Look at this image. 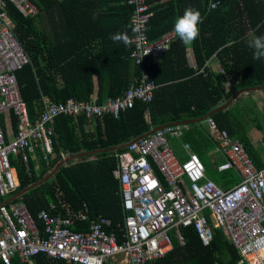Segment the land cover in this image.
Segmentation results:
<instances>
[{"label": "trees", "instance_id": "16d2710c", "mask_svg": "<svg viewBox=\"0 0 264 264\" xmlns=\"http://www.w3.org/2000/svg\"><path fill=\"white\" fill-rule=\"evenodd\" d=\"M129 1L35 0L40 8L35 18H27L15 7L10 8L19 41L32 58V64L19 71L18 76L33 120L43 113L44 99L65 102L69 98L93 100L96 97L98 104H104L110 97L123 96L143 73L159 85L150 102H137L117 119L113 115L96 120L80 115L76 122L71 116H58L54 125V149L58 158L47 166L40 150V159L32 158L30 169L15 160L21 187L12 196L45 180L63 161L61 152L73 157L115 149L153 129L201 119L227 104L239 90L264 87V59L254 60L253 49L249 47V41L255 36H264V0H151L153 17L148 27L151 41L173 31L176 18L186 8L192 7L201 13L199 36L192 43L196 68L188 62V46L177 36L158 62L150 57L144 67L136 66L130 59L132 45L125 47L110 39L117 32H127L132 38L131 20L135 9ZM214 3L219 4L216 9ZM214 57L225 73L209 68L208 63ZM213 116L221 129H227L240 141L256 167L264 168L261 156L248 138L249 122L243 116L237 117L231 107ZM17 125L14 115L4 123L10 140ZM191 126L189 134L193 136L198 126L196 123ZM189 134L184 136L185 140ZM198 135L199 141L191 143L200 157L212 138L204 126ZM125 150L84 157L62 166L47 183L15 202H25L36 217L43 209H49L54 215L78 214L86 203L93 219L105 216L113 221L112 231L122 242L129 214L124 208L121 184L113 171L117 167L116 155ZM233 171L225 173V178L234 176ZM225 181L218 179L215 183L227 188L237 183ZM6 200L0 197V205ZM88 225L81 222L77 229ZM182 233L185 246L180 247L173 237L174 249L153 264H240L242 260L221 229H215L209 247L202 245L193 228L183 229ZM33 260L34 264H66L46 255ZM13 264L29 263L16 258Z\"/></svg>", "mask_w": 264, "mask_h": 264}, {"label": "built area", "instance_id": "2783aa9c", "mask_svg": "<svg viewBox=\"0 0 264 264\" xmlns=\"http://www.w3.org/2000/svg\"><path fill=\"white\" fill-rule=\"evenodd\" d=\"M129 4L135 9L131 24L142 25L141 32L134 33L130 58L144 66L147 58L160 59L176 35L168 33L151 42L147 34L153 17L151 0H130ZM218 6L213 4L215 9ZM11 7L26 17L39 13L33 0H0V197L5 199L21 187L15 160L30 169L31 159H40V150L47 166L58 158L54 149L58 116L68 115L76 122L80 115L117 119L137 102H150L158 88L143 73L123 96L104 104L76 98L65 102L44 99L43 113L33 120L18 76L32 64V58L19 41ZM11 115L18 124L12 140L4 126ZM206 126L225 157L219 171L235 170L239 183L226 188L210 180L204 162L189 153L187 143L188 159L178 160L170 139L182 138L185 126L166 125L132 141L116 156L113 176L121 184L129 214L122 242L112 231L113 221L105 216L93 219L86 203L78 214L54 215L43 209L36 217L25 202L12 200L0 205V264H13L16 258L34 264L40 255L66 264H153L173 250V237L180 247L185 246L182 230L188 228L196 231L204 247L211 245L215 229H221L240 252V264H264V168L256 167L244 146L221 129L215 117L209 116ZM60 157L66 160L68 155L61 152ZM214 219L218 227L213 226ZM81 222L90 225L77 229Z\"/></svg>", "mask_w": 264, "mask_h": 264}, {"label": "crops", "instance_id": "0c3cea01", "mask_svg": "<svg viewBox=\"0 0 264 264\" xmlns=\"http://www.w3.org/2000/svg\"><path fill=\"white\" fill-rule=\"evenodd\" d=\"M33 2L39 8V6L36 4L35 0H33ZM39 14H40V8H39L38 15ZM37 16H35V17H37ZM35 17H31V18H35ZM188 62H189V64H190L191 67H194V68L197 67V62H196V59H195V55H194V51H193L192 45L188 46ZM208 66H209V68H211L213 71H215L217 73L222 72V66H221V64H220V62H219V60H218L217 57H214V59H212L209 62ZM95 75H97V73ZM136 80L137 79H135L134 82H137ZM134 82H132V83H134ZM95 99H96V97L93 98V100H95ZM108 99L106 101H108ZM230 107L233 108V110L237 114V117L238 116H243L245 120H247V119L250 120V121H248L249 122V125H250L249 132H248V138L250 139L252 145L254 146V148L257 150V152L261 156L262 161H263V164H264V129L262 130V128H264V126H263V124H264V115H263V113H264L263 112V110H264V90L245 91V92L241 93L239 96H237V99H235L232 102V105ZM249 111H252L251 114H250L251 116L250 117H247V115L245 113L246 112H249ZM259 114H260V119H258ZM201 119H203V117H201ZM201 119H196V120H194V122H192V121L185 122L186 124H188V128L186 129V132H185L184 136L186 134L187 135L189 134L190 127H192L191 126L192 124H195L196 123L197 126H198L197 127V130L193 133V136L189 134L188 140H185L184 139V136H182V138H180V139L175 138V139H173L171 141V145H172V147L174 149L175 155L178 158V160L185 161L186 159H188L189 153H195V154L199 155L197 152H195L191 141L198 142L199 141V138H198L199 137V135H198L199 129H203V126L205 128V124L206 123L204 121H202L201 123H197L196 122V121H199ZM251 121H253V122H251ZM225 130H227V129H225ZM143 137H144V135L142 136V138ZM186 143L190 145V152L189 153H186L184 151V147H185V144ZM212 145H217V146H212ZM210 146H211V149L218 148L220 150L219 143H218V141H217L216 138H212V142H210L209 144H207L205 147H210ZM221 160H222V163H223L225 161V157H223ZM216 162H218V161H216ZM216 162L214 161V163H216ZM116 163H117V159H116ZM220 165H217L216 166L218 171H219L218 166H220ZM219 172H221V171H219ZM221 173L222 174L223 173L225 174V173H228V171L227 172H221ZM233 173H234V176H231L229 178L226 177L225 179L235 180V177H237V176L240 178V174L238 172L233 171ZM207 176H208V178L210 180H212L209 177V175H207ZM225 179L224 180H221V181L226 182ZM212 181L213 182H216L214 180H212ZM237 183H239V182H237ZM220 185H223V184H220ZM223 186L226 187L225 185H223ZM13 197H16V196H13ZM10 198L11 197H9V199ZM7 200H6V202H7ZM13 201H15V200H13ZM174 240L176 241L175 237H174Z\"/></svg>", "mask_w": 264, "mask_h": 264}, {"label": "clouds", "instance_id": "9594fccd", "mask_svg": "<svg viewBox=\"0 0 264 264\" xmlns=\"http://www.w3.org/2000/svg\"><path fill=\"white\" fill-rule=\"evenodd\" d=\"M202 23V17H201V13L192 8V7H188L184 10L183 14L178 16L174 22V27H173V31H168V33H175V35L183 42V44L185 46H190L192 45V43L198 38L199 36V32H200V28L199 25ZM148 27H149V23H148ZM142 30V25L139 23H134L131 25V31L133 32L132 38L128 35L127 32H117L114 34L110 35V39L113 42H119V43H123L125 45V47H131V45L133 44V36L134 33H139ZM168 33L164 34L167 35ZM148 34V31H147ZM162 35V36H164ZM149 37V34H148ZM159 39V38H158ZM150 40V37H149ZM176 40V38H175ZM174 40V41H175ZM151 41V40H150ZM153 42V41H151ZM170 47V45H169ZM249 47L251 49H253V59L254 60H262L264 59V36H255L253 39H251L249 41ZM169 50V49H168ZM131 54V53H130ZM163 57V56H162ZM161 57V58H162ZM160 58V59H161ZM131 59V58H130ZM160 59H153L154 61L158 62V60ZM132 60V59H131ZM133 61V60H132ZM134 62V61H133ZM135 63V62H134ZM209 64V63H208ZM136 65V64H135ZM136 66H141V65H136ZM145 66V65H144ZM141 66V67H144ZM223 67H222V72H223ZM225 71V70H224ZM151 77V76H150ZM152 79V78H151ZM138 80V78H137ZM136 80V81H137ZM154 81V80H153ZM159 87V85H158ZM157 90V89H156ZM232 105V104H231ZM230 105V106H231ZM229 106V107H230ZM209 115V114H208ZM207 116V115H206ZM213 116V115H210ZM209 116L206 117V119L204 120V122L206 123L207 119ZM214 117V116H213ZM173 124H182L185 126L184 129V134L186 132V129L188 128V124L184 123H173ZM171 125V124H170ZM220 127V126H219ZM163 128V127H161ZM161 128H158L161 129ZM205 128L207 129V126L205 124ZM221 128V127H220ZM208 131V130H207ZM209 133V132H208ZM210 135V134H209ZM184 136V135H183ZM175 139V138H174ZM180 139V138H179ZM173 139H170V143ZM131 143V142H130ZM129 143V144H130ZM173 148V147H172ZM175 153V152H174ZM195 154V153H193ZM197 155V154H195ZM198 156V155H197Z\"/></svg>", "mask_w": 264, "mask_h": 264}, {"label": "water", "instance_id": "95a60500", "mask_svg": "<svg viewBox=\"0 0 264 264\" xmlns=\"http://www.w3.org/2000/svg\"><path fill=\"white\" fill-rule=\"evenodd\" d=\"M255 90H264V87H260V88H257V89H250V90H246V91H255ZM245 92V90H239L236 95L227 103L225 104L224 106H222L219 110H216L215 112L213 113H210L209 115L207 116H210V115H214L216 112L220 111L221 109H225L227 107H229L232 102L237 99V96H239L241 93ZM207 116H204L203 119L199 120V121H196L197 123H201L202 121H204L206 119ZM194 122V121H192ZM158 129H153L151 130L148 134L144 135V137H147L149 135H151L152 133H154L155 131H157ZM129 144L127 145H124V146H119L115 149H110V150H101V151H96V152H91V153H82V154H79V155H76V156H73V157H68L66 160H63L59 165L56 166V168L54 169V171L45 179L43 180L42 182L36 184V185H33L31 187H29L28 189H26L25 191H23L22 193H20L19 195H17L16 197H13L11 199H8L7 202H11L12 200H18L20 198H23L26 194H28L29 192H31L32 190L42 186L43 184L47 183L50 179H52L56 174L57 172L60 170V168L62 166H65L71 162H74V161H77L81 158H84V157H92V156H95V155H98L100 153H105V152H118L119 150H122V149H125L128 147ZM6 203V202H5Z\"/></svg>", "mask_w": 264, "mask_h": 264}, {"label": "rangeland", "instance_id": "374dc122", "mask_svg": "<svg viewBox=\"0 0 264 264\" xmlns=\"http://www.w3.org/2000/svg\"><path fill=\"white\" fill-rule=\"evenodd\" d=\"M251 112L252 111H249V112H246L245 114L247 115V117H250L251 115ZM250 121L247 119V122ZM253 122V121H251ZM212 146H217V145H212ZM205 156V157H204ZM200 157L202 159V161L204 162L205 166H206V169H207V172L209 174V177L216 181V180H224L225 179V174L219 172L217 170V165H220L222 163V158L224 157L221 150H219L218 148H214V149H211V146L210 147H204L202 153L200 154ZM214 161H218L216 163H214ZM240 181V178L237 176L235 177V180L234 182H239ZM213 226L215 227H218L215 219L213 221Z\"/></svg>", "mask_w": 264, "mask_h": 264}]
</instances>
